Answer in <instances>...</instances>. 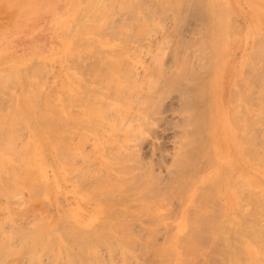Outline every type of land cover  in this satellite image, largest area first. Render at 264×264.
Segmentation results:
<instances>
[{"label":"rangeland","instance_id":"rangeland-1","mask_svg":"<svg viewBox=\"0 0 264 264\" xmlns=\"http://www.w3.org/2000/svg\"><path fill=\"white\" fill-rule=\"evenodd\" d=\"M14 7L16 11L13 13L12 9ZM10 21L11 28L14 26V21L17 27L21 23L23 39L34 40L26 45L29 48L26 53L30 52L32 53L31 55L36 57H23L21 59L6 57L0 60V181H2L0 182V191L3 189L2 191L5 190L9 195L6 197L5 192H3L2 195L0 194V248L2 247L3 249L5 246L6 249L2 251H7V253H5L7 256H5L0 249V252H2L0 253V262L11 257L5 260L4 264L8 262H11V264H91V262L92 264H233L232 261L235 262L234 264H246L247 260L241 249L242 246L246 243L257 249L261 243H264V214H260L264 212V204H262L263 211L260 210L262 212L259 211L261 208V204H259L260 207L257 206L258 208L255 210V214L249 217L250 220L248 221L247 219L246 221L245 218L242 224H240V221L234 222L232 218L228 221H221L219 219L218 215L221 214L222 206L216 205L219 201H223L221 199L222 181H218V188L213 181H215V176L220 173L222 161H220L218 157L221 158L224 147L223 143H221V147H218L219 149H215L214 151L210 150L209 127H207L208 125H205V123L204 125L202 124L203 128L198 129L196 141V143H200L201 141L200 146L204 145L202 146L204 154L200 156L199 152L197 157L200 156L199 160L202 163H206L208 160L207 157L213 154L217 159L215 160L212 156V159H209V161L211 160V163L209 162L210 166H208V164V167H205L206 169L204 168L199 171L196 177L192 179L193 186H191V190L193 189V192L190 195L191 197L189 196L191 191L189 186H187V190L185 188L186 186H182L183 191L181 189L178 193L174 194L170 192V194L164 195V197H168L174 194V196L172 195L167 198L168 200L170 198L171 201H168L164 197L161 199V202L163 200L165 202L163 201L164 203L162 202V205L161 202L159 203L162 210L161 211L160 208L158 209V213L162 216H158L159 220H157L158 218L154 219V217L152 219L154 215L152 213L143 215L139 213L140 216H137L138 218L127 217L123 220L122 224H119L118 219H110L111 223L106 225L112 226V223H114V227L121 225L122 227L127 226L128 229L130 225L135 230L138 229V226L139 228L140 226H144V230L138 231V229V233H132V235H136L133 236V238L130 236L131 234L121 235V237L128 239L129 242L121 238L119 234L117 235L118 237L115 234L114 236L111 234L113 237L116 236L113 238L109 235L110 233H96L95 235V232L89 234L91 232L83 229V224H85L87 229L92 225L94 226L95 223L99 224L103 219L100 221L97 220V217L100 216L98 212L100 204L98 202L96 203V201L94 202V198L92 197L94 195L89 191L87 192L85 189L81 190L85 188V184H82V181L88 178L91 171V169L89 171L86 167L82 166L85 163L83 164L81 159L82 154L90 150L88 144L85 143L86 146L83 144V139L85 138L86 140L88 137H94L95 131L98 130L95 126H99L102 122L100 114H103L102 111L109 112L107 101L111 102V100L110 98L107 99V97L110 96L111 91L108 90V88L111 89L113 82H115L116 78L119 76L117 66L119 67L120 65L127 64V61H132L138 66L147 65L150 62H165L171 60L170 56L173 53H176L179 62V78L171 86L172 90L169 93V97L171 96V98L165 101L167 108H177V98L180 93L186 90L184 89L186 80L193 85L190 92L187 94L190 96L193 92V95L197 98L199 94H201L206 98V101L207 98L210 99V94H213L214 91H221L224 96H228L227 93L235 87L240 93V103L242 105V113H240L242 119L240 123L244 125L243 130L249 133V131L251 132V128L255 127L258 136L263 135L264 0H0V25L4 23L9 24ZM44 48L48 50L45 53H43ZM0 49L4 50L3 48ZM213 66L217 69H214ZM217 66H219V69ZM151 79L153 81L152 85L157 86L156 84L159 82L158 79H155V77ZM160 79H162V77ZM232 83L234 84L232 85ZM183 94L185 95V93ZM228 97H230V95ZM222 98L225 100V97L222 96L221 99ZM221 99L215 103V99H213V95H211V100H213V102L209 100V104L212 110H216L217 113L220 111L223 114V117L220 118L218 115L220 112L218 114L215 112L218 118L222 119L224 123L232 125L234 122L232 123L231 114L236 108L233 102L229 103L230 100L226 102ZM205 105L204 101L200 98V107H198L199 115L201 114L200 116L207 115L205 112ZM168 115L169 117L171 116L170 114ZM199 115L198 118H200ZM179 117H181L180 113L177 114L175 112L172 113L170 118L177 119ZM91 127L94 129H91ZM91 130L94 131H92L94 134L90 136ZM87 132L88 134L85 136ZM234 132L235 134L238 133L236 129H234ZM205 138L206 141H204ZM34 142L38 144L36 145ZM219 142L222 141L219 140ZM260 144V148L262 146L260 152H264V145H262V143ZM202 147H200V151ZM39 148H41V150H39ZM66 148L67 150H65ZM38 150L40 153H37L39 152ZM217 150H219V152L216 153L215 151ZM209 152H211V154ZM4 159L6 160L5 164ZM260 162L262 163V161ZM260 162L259 164L261 165ZM251 163L252 162L249 161L250 167L246 169L245 177L256 181V183H254L255 189L259 190L258 194L260 193L262 200H264V161L261 166L257 164L255 170H253ZM66 164L67 168L65 167ZM72 168H74V170H72ZM80 172L83 174L82 176ZM13 178H17L18 180ZM80 179L82 181L78 182ZM200 180L201 182H199ZM80 183L84 187H82ZM16 184L17 186H14ZM78 185L79 188H77ZM211 185L213 186V188L211 187V189H213V198L209 197V202L208 196H210L209 194L211 193L209 192L212 190L210 191L208 188ZM256 186H258V188H256ZM244 188L245 186H243V189ZM261 188L262 192H260ZM214 190L218 191H215L214 194ZM11 191L13 194H11ZM82 191V194H78V192ZM204 191L206 193L203 194L202 192ZM245 191L246 190H244V192ZM83 194H86V196L83 197ZM87 194H89V198ZM177 195H179V197H176ZM216 195L220 196V200ZM203 196L204 200L202 199ZM57 197L59 198L57 199ZM193 198H196L197 202ZM88 199L89 201L87 203ZM200 199V203H203L202 205L197 204ZM213 199L216 200L214 201ZM172 200H174V204ZM177 200L181 205L178 204ZM181 201L182 203H180ZM193 201L196 202L198 206H194L196 204ZM211 201H213L214 204H212ZM217 201L218 203H216ZM241 203L245 205L241 208L246 210V212L250 208L252 210V207H250L251 205L246 203V201L241 200ZM171 204L176 208L171 207ZM76 206L77 209H75ZM201 206H203V208ZM91 207L93 209H91ZM177 207L178 210L182 208L184 211L181 219L175 217V215H177ZM191 207L195 209L193 210ZM200 207L202 210H200ZM194 211L196 214L198 213L199 216L204 217L202 220L208 219L207 222L210 221V219L214 220L211 222L217 224L219 230L221 231L222 229L224 232L211 233L209 231H200L193 233V231L190 230L192 225L196 224V226H198V223L203 225L201 221L194 224L192 223L197 220V218L192 217ZM257 212L260 216L256 218L255 215H258ZM189 218L191 220H189ZM88 220H90V222ZM186 220L187 223L185 222ZM91 221L95 223L93 224ZM110 221L108 220L107 222L109 223ZM134 221L135 225L133 224ZM217 221H220V223ZM81 223L83 224L81 225ZM180 223L181 225L179 227ZM251 224L253 226L257 224V226L254 227L262 233L260 234L259 231L254 230L255 228L252 229L253 227ZM36 225L37 227H35ZM61 225L62 229L59 227ZM73 225L75 227H72ZM200 225L199 227L201 228ZM242 225H246L248 228L251 227L249 229L252 230V233L247 230L248 228L242 227ZM66 226L71 228L67 229ZM78 226H82V228ZM182 226L187 229V233ZM220 226L225 227L220 228ZM57 228L61 229V234L60 232L53 233L55 229L59 231ZM236 228H238L239 233L233 234ZM63 229L66 231L64 232ZM171 229L174 230L172 231ZM230 229L232 234L230 233ZM80 230L82 233H80ZM241 230L246 231L243 232ZM47 231H51V233ZM67 231L69 232L67 233ZM76 231H78L79 234H74V232L77 233ZM85 231L88 232L87 235H85ZM174 231L175 236H173ZM184 232L186 238L184 235L181 236ZM225 232H228L224 234L225 236L220 235ZM241 232L243 233L242 235H240ZM72 233L74 235H72ZM192 233L195 236H193ZM249 233L250 235L252 234V236H250ZM16 234L20 235L15 236ZM32 234L34 235L31 237ZM48 234H52V236ZM154 234H156V236H154ZM171 234L173 236L172 238ZM60 235L64 238L62 236L60 237ZM75 235L76 237H74ZM80 235L81 237H86L82 240ZM88 235L89 237L91 236V239H89ZM253 235L257 237L254 236V238H252ZM20 236L24 238L30 236L31 238L22 239L21 237L22 240H20ZM223 236L224 238L229 236L230 239L225 238L222 240ZM43 237L52 242L43 239ZM54 237H57L55 238L56 241ZM178 237L180 241L179 239L177 240ZM188 237H191V240ZM192 237L193 239L195 238V240H193ZM261 237L263 240H261ZM99 238L104 239L105 242ZM118 238L120 239L118 240ZM203 238H205L204 241H202ZM40 239L42 242L40 245L42 246L44 244L43 242L46 243L48 241L46 245L50 246V249L44 244V251L42 249L40 252L35 251L36 249L38 250L39 246H35L36 244L38 245V240ZM114 239L116 240L114 241ZM123 239L124 242L122 243ZM252 239H254V241H252ZM54 241L56 242V246ZM88 241L89 243L86 245ZM227 241H230L228 242L229 246ZM240 241L243 242L240 243ZM117 242L118 244L121 242L119 245L120 248H124V250L122 249L123 251H120L119 245L116 244ZM198 242H200V244ZM51 243H53L54 250ZM122 244H124V247L121 246ZM150 244L153 248L149 246ZM167 244H169L168 246L174 252L168 249L169 247ZM175 244L177 247L173 246ZM193 244L195 246H192ZM207 244L211 247L213 245L214 248L208 247ZM44 245L42 247H44ZM41 246L39 249L42 248ZM161 246H164V248ZM240 246L243 255L240 253ZM18 247L20 249H18ZM155 247L159 248L156 249ZM219 247H221V255L223 256L218 255L220 254ZM222 247H224L223 250ZM46 248L50 251L48 249L45 251ZM194 248L198 249V251L201 249L202 251L200 250V252H198ZM202 248L206 249L204 250ZM162 249L165 250L162 251ZM185 250H187V252ZM42 251L43 256L41 255ZM29 252L35 253L34 256ZM161 253L164 254L162 255ZM78 254L79 259L76 257ZM126 255H128V257ZM158 255L160 256L158 257ZM194 255H196V257ZM263 255L262 253L261 255L260 253L257 255V257L260 256L263 258L259 257L260 262L264 260ZM86 256L88 258H86ZM180 256H182V258ZM220 256L226 259H221ZM3 257L5 259H3ZM174 258L176 259L174 260ZM67 260L69 262H67Z\"/></svg>","mask_w":264,"mask_h":264},{"label":"bare ground","instance_id":"bare-ground-1","mask_svg":"<svg viewBox=\"0 0 264 264\" xmlns=\"http://www.w3.org/2000/svg\"><path fill=\"white\" fill-rule=\"evenodd\" d=\"M170 59L171 60H168V61H165V62H159V63H152V62H150L147 65H142V66H138L137 64H134L132 61H127L126 62L127 64L120 65L119 67L117 66L118 71H119V76H118V78H116L115 82H113V86L111 87V89L108 88V90L111 91L110 96L107 97V99L110 98V100H111V102L110 101H107V103L109 105V107H108L109 112L106 111L107 112L106 113L105 111H102L103 114H100V116L102 117V122H101V124L99 126L97 125L98 127L95 126L96 128H98V130L95 131V134L96 133L97 134L95 135L93 133L94 132L93 130H91V132L93 131L92 133L90 132V136L92 134H94V137H88V135H87L88 138L86 140L83 137L84 138L83 139L84 140V143L83 144L84 145H85V143L88 144L90 150H88L87 152H85V153L82 154V159L81 160H82V163L83 164L85 163L82 166L86 167V169H88L89 171L91 169V171H90V174H89L88 178L87 179H84V181L81 180L82 179L81 176L83 175L81 173L82 172L81 171L80 172L81 173V176L79 175L80 173L78 174V176L81 177L80 181H78V182H81L82 181V184H85V188H82L81 190H84L85 189V190H87V192L89 191V192H91V194L94 195V196H92L94 198V202L96 201V203L98 202L100 204V209L98 211L99 214H100V216L97 217V220L100 221L101 219H103V220L100 221L101 224H100V222H99V224H96L94 222L97 226L99 225L98 227L91 221V223H93L94 226H96V227H94L92 225V226H90V228H87L86 229L85 224L81 223V225L82 224L84 225L83 226L84 227L83 228L84 230H87L88 232H91L89 234H92L94 232H95V235H96V233L97 234H99V233L100 234L101 233H110L109 235L113 234V236H114V234L116 236L119 234L120 237H121V235L123 236V235H129V234H131L130 236H132V238H133V236H136V235H132V233H136L138 229H139L138 231L144 230V228H143L144 226L143 227L140 226V228H139V226L137 225L138 226V229L135 230L130 225H129V229H128L127 226L126 227H122L121 225L118 226V223H117V226L118 227H114L113 226L114 223H112L113 224L112 226L111 225L109 226V225H106V224H110L111 223L110 219H112V220L118 219L119 220V224L120 223L122 224L123 220L125 218H127V217L128 218H131V217L138 218L137 216H140L139 213H142V215L143 214H147V213H152V214H154L152 216V219L154 217V219L158 218L157 220H159V217H162V216L158 213V209L161 207L162 202L164 201L163 200L161 202V199H163L164 195L170 194V192H173L174 194L175 193H178V192L181 191L182 186H186L185 187L186 190H187V186H189V188L191 190V186H193L192 185V182H193L192 179H194L196 177V174L199 171L203 170L205 167L207 168L208 166H210V163H211L210 161L211 160L209 161V159H212L211 158L212 156H213V158L215 160L217 159L215 157V155L213 154L212 156L207 157V159H208L206 161L207 164L206 163H202L199 160L200 156L204 154V151L202 150L203 149L202 146H204V145H201L200 146L201 141H200V143L198 142L199 144L196 143V141H197V136H198V129L203 128L204 123H205V125H208L207 127H209L208 134L210 135V138H209V141H210V144H209L210 150L214 151L215 149H219L218 147H221V143H223V147H224V150H223V153H222L221 158L218 157V159L220 161H222L221 162L222 165H221V168H220V173H218L215 176V181H213L216 186L219 184L218 181H222V189H221L222 190V193H221V197L222 198L221 199L223 201H219L220 204L218 203V201L216 202V203H218L216 206H218V205H221L222 206L221 207L222 208L221 214L218 215L219 219L221 221H225V220L228 221L230 218H232L234 220V222L235 221L236 222H239L240 221L241 222L240 224H242L243 219L246 218V221H247V219H248V221L250 220L249 217L250 216H253L255 214V212H256L255 210L258 208L257 206L260 207L259 204H261V208L259 209V211L262 210V207H263L262 204H264V202H263L264 200H262L261 194L260 193L258 194L259 190L258 189H255L254 183H256V181L255 180H251L249 178H246L245 177V171H246L247 168L250 167L249 161L252 162L251 163V166H252L253 170H255L256 165L259 164L260 161H262V163L260 162L261 165L263 164V161H264V152L263 151L260 152V149H262V146L260 148V145H261L260 143H262V145H264V134L263 135H260V134H262V133H260L259 134L260 136H258L257 129L255 127H252L251 128V132L249 131V133H247L246 131L243 130V126L244 125L240 123V120L242 119V116L240 114V113H242V105L240 103V93H239L238 89H235V87L232 88L230 90V92L227 93V95L228 96L230 95V97L224 96L221 93V91H219V92L214 91V93L212 92L213 94H210V97H209L210 99L207 98V101H206V98L204 96H202L201 94H199L198 98L193 95V92L191 93L190 96L187 94L188 92H190L191 87H193V85L190 84V83H188L187 80L185 79L186 80V83H184V86H185L184 89H186V90L183 92V93H185V95L183 93H180L179 94V96L177 98L178 99L177 100L178 101L177 108L171 109V108L168 107L169 108L168 109L165 101H166V99H170L171 98V96L169 97V93L172 90L171 89V86L179 78L178 77V75H179V62L177 60L176 53H173L170 56ZM217 65H220V64H217ZM217 67L219 69V66H217ZM247 67H249V66H247ZM213 68H214V66H213ZM214 69H217V68H214ZM152 77H155V79H158L159 82L156 84L157 86L152 85V82H153L152 79H151ZM161 77H162V79H160ZM206 79H204V80H206ZM205 84H208V83H205ZM233 84L234 83H232V85ZM211 95H213V99H215V103L217 101H219L222 96L225 97V100H224V98H222L224 101L227 102V101L230 100L229 103L230 102L231 103L233 102L234 107L236 109H235V111H232L233 113L231 114V116H232L231 117L232 118V123L234 122L232 125H228L227 123H224V121H222V119H220V118L223 117V114L220 111H218V113L220 112L218 114L216 112V110L215 111L212 110V108H211V106L209 104V100H211ZM203 97H204L205 100L203 99ZM200 98L204 101V104H206L205 105L206 106V108H205L206 111L205 112L207 114L206 115L207 117L206 116H200L201 114L199 115V108L198 107H200L199 106ZM211 101L213 102V100H211ZM218 106H220V105H218ZM231 108H232V106H231ZM175 112L177 114L180 113V116L181 117H179L177 119H171L170 117L172 116V113H175ZM215 112L219 115L220 118H218V115ZM105 114H106V116H105ZM168 114H170L171 116L169 117ZM198 115L200 116V118H198ZM204 119H205V121H204ZM233 128L236 129L238 131V133L235 134ZM91 129H94V128L91 127ZM86 134H88V132L85 133V136H86ZM205 134H204V137H205ZM219 137H221V138H219ZM200 139H198V140H200ZM219 140H221L222 142H219ZM204 141H206V138L204 139ZM34 143H36V142H34ZM37 144L38 143H36V145ZM83 144H82V146H83ZM199 146L202 147L201 148V151H200V147ZM35 147H37V146H35ZM53 147L55 148L54 145H53ZM57 147H58V145H57ZM67 148L65 150H67ZM39 150H41V148H39ZM199 152H200V156L197 157V154ZM215 152L217 153V152H219V150H217ZM37 153H40V151L37 152ZM209 153L211 154V152H209ZM56 154H57V152H56ZM3 161H1V162H3ZM40 161H41V159H40ZM5 162H6V160L4 161V164H5ZM64 164H65V162H64ZM67 164L65 166L66 168H67ZM72 164H73V162H72ZM261 165L259 164L258 166H261ZM62 166H64V165H62ZM70 166H71V164H70ZM84 167H82V168H84ZM72 170H74V168H72ZM80 170H82V169H80ZM258 171H260V170H258ZM77 172H78V170H77ZM87 172H86V175H87ZM83 173H84V170H83ZM215 173H217V172H215ZM8 178H10V177H8ZM84 178H86V177H84ZM13 179H17V178H13ZM0 182H2V181H0ZM16 182H18V181H16ZM199 182H201V180ZM13 183H14V181H13ZM200 184H203V183H200ZM212 185L209 186V188H208V190L210 189V191L211 190L212 191L209 192L207 190L209 193H211V194L208 193L210 195V196H208V201H209V197L213 198L212 197L213 189H211V187L213 188L214 185L213 186ZM14 186H17V184L14 185ZM243 186H245L244 189H243ZM82 187H84V186L82 185ZM203 187H208V186H203ZM77 188H79V185H78ZM200 188H202V187H200ZM214 188L216 189L215 186H214ZM217 188H218V186H217ZM256 188H258V186H256ZM16 190H17V188H16ZM186 190H184V191H186ZM199 190L203 191L202 189H199ZM244 190H246V191L244 192ZM263 190H264V188H263ZM182 191H183V189H182ZM215 191H218V190H214V194H215ZM3 192H5V190L2 191L0 194L2 195ZM192 192H193V189L190 191V194L188 193L189 196L192 194ZM260 192H262V188H261V191ZM46 193H47V191H46ZM80 193L82 194L83 191L82 192H78V194H80ZM202 193L204 194L206 192L204 191ZM11 194H13L12 191H11ZM174 194H172V195L174 196ZM7 195L8 194L6 193V197H7ZM88 195L89 194H87V196ZM172 195H170V196H172ZM84 196H86V194H83V197ZM170 196H168V197H170ZM182 196H183V193H182ZM216 196H217V198L219 197V200H220V196H218V195H216ZM263 196H264V194H263ZM168 197L165 196L164 198L167 199ZM176 197H179V195H177ZM58 198L59 197H57V199ZM88 198H89V196H88ZM91 198H90V200H91ZM197 198H199V197H197ZM203 198H204V196L202 197V199ZM173 199L175 200L174 197H173ZM263 199H264V197H263ZM174 200H172V203H173ZM194 200L197 202V199L196 198ZM213 200L215 201L216 199H213ZM241 200L242 201H246V203H249L251 205L250 207H252V210L250 208L249 209L250 211L248 210L246 212V210H244L243 208H241L242 206H245V205H242ZM88 201H89V199L87 200V203H88ZM168 201H171L170 198H169ZM205 201H206V198H205ZM259 201L260 202H263V203H260ZM92 202H93V200H92ZM160 202H161V205L159 204ZM175 202H176V200H175ZM177 202H178V200H177ZM196 202H194V203L196 204ZM198 202H199V203H197L198 205L201 204L200 203L201 202V199ZM211 202H212V204H214L213 201H211ZM180 203H182V201ZM178 204H179V202H178ZM197 204L194 205V206H198ZM205 204H207V203H205ZM179 205H181V204H179ZM203 206H201V207L203 208ZM171 207L176 208V207L172 206V204H171ZM207 207H209V206H207ZM202 208L200 210H202ZM209 208H211V207H209ZM75 209H77V206H76ZM91 209H93V208L91 207ZM163 209H164V207H163ZM97 210H98V208H97ZM160 210H161V208H160ZM168 210H169V208H168ZM176 210H177L176 211L177 212V215H175V217L177 219H181V217H183V212L184 211L182 210V208L178 210V207H177ZM198 210H199V208H198ZM207 210H208V208H207ZM214 210H215V208H214ZM262 211H260V212H262ZM196 212H198V211H196ZM258 212H257L258 215H255L256 218L258 216H260V214H264V212H262L260 214ZM172 213H173V211H172ZM200 213H201V211H200ZM210 213H211V211H210ZM136 214H138V215H136ZM161 214H162V212H161ZM209 214H207V215H209ZM69 215H71V214H69ZM166 217H167V215H166ZM192 217L193 218H197V220H195V221L192 222L193 224L196 223V222H199V221L203 222L202 223L203 225H200V223H198V226H196V224L192 225V228H190V230H192L193 233L194 232H200V231H205V232L206 231H209L211 233H220L221 231H223L222 229H221V231L219 230V227H218L217 224L211 222V221H214V220H211L210 218H209L210 221H208V222H207L208 219L207 220L206 219L202 220V218H204V217L199 216L198 213L197 214L195 213V211L192 214ZM205 217H206V214H205ZM261 217H263V216H261ZM88 218H89V213H88ZM98 218H100V219H98ZM148 218H149V216H148ZM190 218H189V220H191ZM106 219H108L110 222L108 223L107 222L108 220H106ZM127 220H129V219H127ZM127 220H125V221H127ZM140 220H141V218H140ZM192 220H194V219H192ZM88 221L90 222V220H88ZM98 221H96V222H98ZM136 221H139V220H136ZM147 221H149V220H147ZM114 222H118V221H114ZM162 222H163V220H162ZM185 222L187 223V220ZM215 222H216V220H215ZM134 223H135V221L133 222V224ZM218 223H220V221ZM221 224H222V222H221ZM234 224H236V223H234ZM37 225L35 227H37ZM62 225L59 226L61 229H62ZM180 225H181V223L179 224V227H180ZM182 225H184V224H182ZM199 225L201 226V228L199 227ZM247 225L250 226L249 224H247ZM186 226H187V224H186ZM225 226H227V225H225ZM245 226L242 225V227L248 228L247 226L246 227ZM254 226H257V224L254 225ZM254 226L252 225V227H253L252 229L255 228L254 230L259 231V233H260V230H257V228L254 227ZM66 227H65V229H66ZM72 227H75V226L73 225ZM78 227H81L82 228V226H78ZM182 227H184V226H182ZM224 227L223 226L222 227L220 226V228H224ZM70 228L67 227V229H70ZM227 228H229V227H227ZM238 228H236V230L233 232V234L234 233H236V234L239 233ZM249 228H251V227H249ZM249 228L247 230H249V232L251 231V233H252V230H250ZM57 229L59 231H56V229H55V231L53 230V233L60 232L61 229H59V228H57ZM174 229H175V227H174ZM184 229H185V232H186L187 229L185 227H184ZM231 229H230V231H231ZM233 229H234V227H233ZM75 230H76V228H75ZM77 230H78V228H77ZM37 231L39 232L38 229H37ZM63 231L65 232L66 230L63 229ZM87 231H85V235H87V233H88ZM241 231L245 232L246 230L245 231L244 230H241ZM256 231H254V232H256ZM47 232L48 233L49 232L51 233V231H47ZM68 232L69 231H67V233ZM71 232H72V230H71ZM76 232L77 233L74 232V234H76V235L79 234L78 231H76ZM150 232H152V231H150ZM185 232H184V234H181V236L184 235L185 238H186ZM80 233H82L81 230H80ZM193 233H192V235H193ZM226 233H228V232L221 233L220 235H224ZM230 233L232 234V231ZM52 234H48V235L52 236ZM60 234H61V232H60ZM74 234L72 233V235H74ZM143 234H145V233H143ZM242 234L243 233L241 232L240 235H242ZM19 235L16 234L15 236H19ZM33 235L34 234H32L31 237ZM76 235L74 237H76ZM95 235H92V236H95ZM240 235H239V238H240ZM249 235H250V233H249ZM256 235H257V233H256ZM61 236L62 235H60V237ZM66 236H68V235H66ZM113 236L111 235V237H113ZM154 236H156V234H154ZM173 236H175V231H174V235ZM173 236L171 234V238ZM193 236H195V235H193ZM224 236H223V239L221 237L222 240H224L225 238L226 239L229 238L230 235L228 237H225V238H224ZM250 236H252V234ZM250 236H248V237H250ZM254 236L255 235H253L252 238H254ZM21 237H22V239L31 238L30 236L29 237H25V238L23 236H20V240H22ZM80 237H81V235H80ZM84 237H86V236H84ZM84 237H81V239L83 240ZM88 237H89V235H88ZM90 237H89V239H91ZM115 237H113V238H115ZM179 237H180V235H179ZM179 237L177 238V240L179 239ZM207 237H208V235H207ZM207 237H205V238H207ZM255 237H257V236H255ZM55 238H57V237H54V239ZM63 238H62V241L64 242V239ZM103 238H105V237H103ZM121 238H124L125 239V237H121ZM188 238H190V240H191V237H188ZM205 238H203L202 241H204ZM232 238H234V237H232ZM41 239L38 240L39 242L37 241L38 242V245L36 244L35 247H37V246L40 247L41 246L40 245V243H42L41 242ZM43 239H45V238L43 237ZM66 239H67V237H66ZM87 239H85V240H87ZM119 239L120 238H118V240ZM124 239H123L122 243L124 242ZM192 239H193V237H192ZM45 240H49V239H45ZM92 240H89V241H92ZM100 240H104V239L101 238ZM115 240L116 239H114V241ZM125 240H127L129 242L128 239H125ZM193 240H195V238ZM239 240H241V239H239ZM261 240H263L262 237H261ZM49 241H51V240H49ZM55 241H56V239H55ZM89 241L87 242V244L86 243L85 244L88 245ZM112 241H113V239H112ZM179 241H180V239H179ZM209 241H210V239H209ZM252 241H254V239H252ZM5 242H7V241H5ZM104 242H105V240H104ZM107 242H108V240H107ZM118 242L116 243L117 245L121 244V242L119 244H118ZM190 242H192V241H190ZM220 242H221V240H220ZM228 242H230V241H227V243ZM242 242L240 241V243H242ZM43 243L46 245L45 242H43ZM75 243H77V242H75ZM183 243H184V241H183ZM198 243L200 244V242H198ZM51 244L53 246V243H51ZM64 244H65V242H64ZM105 244H107V243H105ZM173 244H174V242H173ZM194 244L192 246H195L196 245V244L195 245ZM45 245H44V247L41 246L42 248H40V249L38 247V250L36 248H35L36 250L35 249L34 250L37 251V252L38 251L40 252L41 249L43 250V248H45ZM168 245L169 244H167V246ZM202 245H206V244H202ZM210 245H212V244H210ZM224 245H226V244H224ZM254 245L256 246L255 243H254ZM46 246H48V245H46ZM55 246H56V242H55ZM121 246L124 247V244H122ZM149 246L151 247V244ZM164 246L163 247L161 246V247L164 248ZM173 246L175 247L176 244L173 245ZM207 246L210 247V248L213 247V245L211 247L208 244H207ZM222 246H223V244H222ZM228 246H229V243H228ZM48 247L50 249V246H48ZM128 247H130V246H128ZM200 247H201V245H200ZM204 247H206V246H204ZM65 248H66V246H65ZM125 248H127V247H125ZM151 248H153V247H151ZM158 248H156V249H158ZM165 248H167V247H165ZM219 248H220V252H219L220 254H218V255H221L222 254L221 253V247H219ZM223 248L224 247H222V250H223ZM240 248H241V246L239 247V250H240ZM0 249L2 251V250H5L6 248L4 246L3 249H2V247ZM18 249H20V248L18 247ZM21 249H22V247H21ZM47 249L48 248H46L45 251ZM54 249L55 248L53 246V250ZM111 249H112V247H111ZM119 249H120V251L122 249L124 250V248H120V245H119ZM168 249H170V247ZM202 249H204V248H202ZM225 249H227V248H225ZM228 249H229V247H228ZM241 249L244 252L243 254L246 256V260H247L246 261V264H264V260L262 262H260V260H259V257L260 256L257 257V255L259 253H260V255H261V253L264 254V243L263 244L261 243L258 246V248H257L258 250L255 247H251V246H249L246 243L242 246ZM251 249H254V250H251ZM81 250H82V247H81ZM163 250H165V249H162V251ZM170 250H172V249H170ZM195 250L198 251V249H195ZM200 250L201 249H199L198 252H200ZM242 250H240V253L241 254H242V252H241ZM43 251L41 252V255H42ZM69 251H70V248H69ZM185 251L187 252V250H185ZM209 251H210V249H209ZM227 251H226V253L229 255V253ZM2 252H0V253H2ZM3 253L5 254V253H7V251L6 252H3ZM45 253H47V252H45ZM82 253H83V251H82ZM231 253H233V252H231ZM235 253H234V255H235ZM237 253H238V251H237ZM30 254L34 256L35 253L33 254V252H32ZM170 254H171V251H170ZM211 254H212V252H211ZM160 255H158V257ZM172 255H174V254H172ZM192 255H193V253H192ZM238 255H240V254H238ZM238 255H236V256H238ZM5 256H7V254H5ZM74 256H73V258H74ZM78 256H79V254L76 257L78 258ZM126 256L128 257V255H126ZM194 256L196 257V255H194ZM206 256H208V255H206ZM221 256H223V255H221ZM221 256H220V258H221ZM4 257H3V259H5ZM80 257H81V253H80ZM123 257H124V254H123ZM180 257L182 258V256H180ZM10 258H8V259H10ZM86 258H88V257L86 256ZM92 258H95V257H92ZM220 258H219V260H220ZM223 258H225V257H223ZM223 258H221V259H223ZM260 258H262V257H260ZM8 259H5V260H8ZM56 259H57V257H56ZM175 259L176 258H174V260ZM208 259H207V261H208ZM232 259H233V257H232ZM5 260L1 261L0 264H2V263L4 264ZM69 260H70V258H69ZM123 260H124V258H123ZM162 260H163V258H162ZM190 260H191V257H190ZM237 260H239V259H237ZM237 260H235V261H237ZM169 261H170V259H169ZM195 261H194V263H195ZM244 261H245V259H244ZM52 262H55V261H52ZM67 262H69V261L67 260ZM8 263L11 264V262H8ZM74 263H75V261H74ZM232 263L234 264L235 262L232 261ZM26 264H28V263H26ZM91 264H92V262H91ZM180 264H182V263H180Z\"/></svg>","mask_w":264,"mask_h":264},{"label":"crops","instance_id":"crops-1","mask_svg":"<svg viewBox=\"0 0 264 264\" xmlns=\"http://www.w3.org/2000/svg\"><path fill=\"white\" fill-rule=\"evenodd\" d=\"M20 10V9H19ZM13 13L16 11V8L14 7L12 9ZM15 22V21H14ZM13 22V27L11 28L10 24H1L0 25V48H3L4 50H1L0 52V60L5 59L6 57L21 59V58H27V57H36L31 55L32 53H26L29 49L26 45L30 43V41L34 40H27L23 39V33L21 30V23L17 27L15 23ZM46 48H44L45 53Z\"/></svg>","mask_w":264,"mask_h":264}]
</instances>
